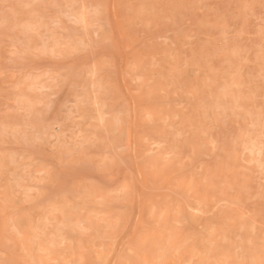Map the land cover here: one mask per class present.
<instances>
[{"label":"rangeland","instance_id":"rangeland-1","mask_svg":"<svg viewBox=\"0 0 264 264\" xmlns=\"http://www.w3.org/2000/svg\"><path fill=\"white\" fill-rule=\"evenodd\" d=\"M21 263L264 264V0H0Z\"/></svg>","mask_w":264,"mask_h":264},{"label":"bare ground","instance_id":"bare-ground-1","mask_svg":"<svg viewBox=\"0 0 264 264\" xmlns=\"http://www.w3.org/2000/svg\"><path fill=\"white\" fill-rule=\"evenodd\" d=\"M132 104V103H131ZM134 132V131H133ZM129 133V132H128ZM133 137H134V135H132ZM132 138V137H131ZM133 139V138H132ZM133 146V145H132ZM134 151V150H133ZM259 151V150H258ZM133 153V152H132ZM135 155V154H134ZM136 166V165H135ZM137 167V166H136ZM137 172H139V170H137ZM139 175V174H138ZM140 177V176H139ZM140 180H141V178H140ZM139 180V181H140ZM142 184V183H141ZM138 193V192H137ZM139 194V193H138ZM140 196V195H139ZM144 199V198H143ZM138 200H139V198H138ZM139 210V209H138ZM137 215V212H136V214H135V216ZM137 217H140V216H137ZM135 218V217H134ZM136 220V219H135ZM184 220V219H183ZM183 220H181V221H183ZM187 220V219H186ZM191 220V219H190ZM256 220V219H255ZM135 223V222H134ZM186 223H187V221H186ZM138 224V223H137ZM133 226V225H132ZM101 233V232H100ZM99 234V233H98ZM97 238V237H96ZM126 239V238H125ZM117 246V245H116ZM118 249H119V247H118ZM114 262V261H113ZM22 264V263H21Z\"/></svg>","mask_w":264,"mask_h":264}]
</instances>
